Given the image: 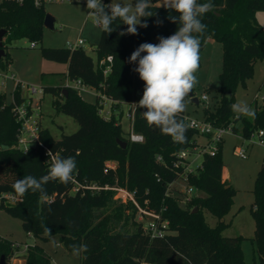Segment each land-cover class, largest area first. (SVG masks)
Returning a JSON list of instances; mask_svg holds the SVG:
<instances>
[{
    "label": "trees",
    "instance_id": "trees-1",
    "mask_svg": "<svg viewBox=\"0 0 264 264\" xmlns=\"http://www.w3.org/2000/svg\"><path fill=\"white\" fill-rule=\"evenodd\" d=\"M161 1L152 0L150 10L154 15L142 18L141 22L148 26L138 25L137 34H128L127 26L119 20L114 21L111 33L101 31L96 60L84 48L43 47L42 54L48 60L67 63L66 78L81 79L96 89L102 85L106 95L119 102L113 109L119 108L122 102H138L143 95L144 82L133 71L137 64L129 63L131 53L140 44H155L158 37H168L178 28V24L169 19L170 15L178 16V13L161 6ZM211 3L215 7L202 21L207 29L201 37L200 52L209 39L222 44L221 98L213 108L205 107L204 116L217 126L233 124L236 133V124L242 121V136L248 138L255 130L264 127V100L254 117L237 115L231 105L235 101L237 86L252 78L257 60L264 58V26L256 16L258 11H264V0H211ZM46 14L45 5L35 6L33 0L0 5V31L6 30L3 38L5 56L1 63H10L7 43L20 39H28L31 43L42 40ZM109 56L111 62L107 61ZM102 59L106 62L100 65ZM107 66L110 71L105 74ZM43 88L44 93H53L63 99L57 102L58 110L73 117L79 126L74 133L63 134L59 139L54 138L48 128L42 127L41 130L44 144L58 152V157L76 159L74 177L81 182L101 185L118 182L128 190L136 191L138 206L159 213L169 225L163 236L152 237L138 220V206L130 201L123 202L116 197L114 190L73 194L72 181L63 184L56 180L44 186L46 198L39 192L29 191L22 202L4 207L22 219L27 233L40 238H50L58 233L59 242L68 251L72 250V245H87V251L80 252L81 264H246L243 237L223 234L230 224L225 217L232 208L235 193V189L223 179V141L214 156L204 154L198 170L188 173L189 184L204 194L193 195L184 202L183 194L169 187L184 171L174 163L179 153L197 146L200 133L189 127L187 141L176 143L155 126H149L142 116L146 109L137 107L134 129L144 135L145 141L131 142L123 129L122 111L118 116L113 114L106 118L99 113L97 99L89 102L65 85ZM192 92L194 96V89ZM228 94H233L231 99ZM4 103L5 96H0V190L14 192L12 185L17 179L27 175L39 179L47 175L50 168L41 147L28 152L14 147L19 123L11 107ZM186 114V111L181 113L179 118L185 121ZM117 139L127 141V147L122 148ZM158 155L162 161L157 160ZM109 159L115 160L118 166L116 171L106 174L104 166ZM253 193L251 213L255 231L251 240L262 258L264 163L256 177ZM52 195L54 199L50 202L47 198ZM195 207L198 210L193 212ZM208 213L217 218L214 226L208 222ZM45 227L50 228L51 234L45 231ZM16 250L14 241L0 236V259L4 257L9 264ZM25 264H51V258L41 245H29Z\"/></svg>",
    "mask_w": 264,
    "mask_h": 264
},
{
    "label": "rangeland",
    "instance_id": "rangeland-1",
    "mask_svg": "<svg viewBox=\"0 0 264 264\" xmlns=\"http://www.w3.org/2000/svg\"><path fill=\"white\" fill-rule=\"evenodd\" d=\"M116 0H113L115 3ZM121 3L132 4L131 0H120ZM164 0L160 2L163 4ZM111 3V0H110ZM46 12L55 18L54 29L45 28L43 37L37 42L35 48H31V41L28 39L13 40L7 43L6 52L10 59V68L16 73L22 81L38 86L41 89L44 86H62L66 80L67 63L56 62L46 59L42 54L43 47H66L68 40L77 38L81 31V36L86 39L83 48L96 60V48L99 42L101 30L93 26L88 17L86 3L83 2H47L45 4ZM257 19L264 26V11H258ZM159 41H156L158 43ZM200 67L196 75L199 83L194 88V97L199 100V104L188 99L186 113L193 118L205 119V107L213 108L220 100L219 92L220 78L223 61L222 44L209 39L206 46L200 52ZM207 95V100H202V95ZM264 94V58L258 59L252 78L248 79L246 84L240 83L235 91L234 103L243 102L249 105L254 111L262 104L261 96ZM42 95V94H41ZM258 95V101L254 98ZM39 95H37L38 97ZM82 97L94 102L96 96L93 93L83 92ZM8 102L10 97L7 98ZM63 101L59 95L53 93H44L41 100L42 125L48 128L54 138L59 139L63 134H72L79 128L73 117L60 112L57 108V102ZM108 109V106L105 107ZM129 105L121 104L115 114L121 111L122 125L124 131L129 129V121L126 118V112ZM238 115V114H237ZM238 135L233 133L225 134L222 142V154L224 161L223 179L226 180L234 189V202L230 212L225 219L230 224L224 230L223 234L227 236H242V248L245 255L246 264H264V252L262 258L256 252V245L251 240L255 231V220L251 213V204L254 201L253 189L255 187L256 177L264 163V147L259 144H252L249 139L241 137L243 124L237 122ZM198 143L204 145L205 138L198 137ZM243 147L246 150L247 158H242L237 154L236 147ZM202 147L193 149L188 156L191 162V169L198 170L202 163L203 156L197 154ZM173 189L182 192L189 187L188 183L178 180L171 186ZM196 195H202L204 192L198 190ZM118 198V194H116ZM182 205L184 203L182 202ZM143 216L141 220L140 217ZM144 226L153 218L147 214L140 215ZM210 225L216 224L217 218L207 214ZM0 236L19 244L17 256L9 261V264H25V253L30 245H41L51 258V264H81V253L74 255L73 251H68L63 244L59 242V234L54 233L50 238L35 237L27 233L23 227L21 218L14 216L6 208L0 207Z\"/></svg>",
    "mask_w": 264,
    "mask_h": 264
},
{
    "label": "clouds",
    "instance_id": "clouds-1",
    "mask_svg": "<svg viewBox=\"0 0 264 264\" xmlns=\"http://www.w3.org/2000/svg\"><path fill=\"white\" fill-rule=\"evenodd\" d=\"M151 3L152 0H135L132 4L121 3L120 0L113 3L111 0L106 5L102 0H86V9L93 26L102 33H111L114 21L119 20L127 26L128 34L135 35L138 25L148 26L141 22L142 18L154 15L150 10ZM161 6L178 13V16H169L178 28L168 37H158V43H142L131 53L129 63L137 64L133 71L144 82L142 98L136 105L146 109L142 116L149 126H155L176 143H185L189 125L179 116L186 111L187 98L199 83L196 73L201 60V37L207 29L202 21L215 6L211 0L205 3L199 0H164ZM231 108L238 115L255 116V111L246 103H234ZM48 155L51 156V152ZM51 159L47 175L39 179L27 175L13 183L17 196L22 198L31 191L46 198L44 186L48 182L58 180L69 184L73 180L77 171L74 157L51 156ZM45 231L51 234L50 228L45 227ZM72 251L74 255L86 252L87 245H72Z\"/></svg>",
    "mask_w": 264,
    "mask_h": 264
},
{
    "label": "built area",
    "instance_id": "built-area-1",
    "mask_svg": "<svg viewBox=\"0 0 264 264\" xmlns=\"http://www.w3.org/2000/svg\"><path fill=\"white\" fill-rule=\"evenodd\" d=\"M24 0H0V5L5 2H16L23 3ZM35 6L45 5L47 2H83L86 3V0H33ZM104 4H110V0H102ZM86 39L81 36V31L77 38L74 40H68L67 48L76 49L83 48ZM37 43L32 42L30 47L35 48ZM4 57L0 59V96H5V106L11 107V110L19 123L18 133H17V142L14 145L15 148L20 149L22 151L28 152L31 149H36L41 147L46 155V161L49 165V168L52 163L51 156L58 157L59 153L52 151L48 148L42 138H41V130H42V111H41V100L44 96V88H38V86L33 84H28L21 79H19L10 68V63L4 64L1 63ZM107 61H112V57L109 56ZM106 62V59H102L99 61V64L102 65ZM110 71V66H107L104 71L107 74ZM65 86L71 87L75 89L79 95L82 96L83 92L93 93L98 100L99 113L106 117L110 118L113 114H115V110L113 109L114 104L119 103L118 101L113 100L108 97L103 90V86L101 85L99 89L92 88L85 84L81 79H66ZM42 94V95H41ZM37 95H39L37 97ZM10 97V101L8 102L7 98ZM258 95L255 96L254 102L258 101ZM202 100H207V95H202ZM261 100H264V94L261 96ZM137 101L131 102H122L120 104L129 105V109L126 112V118L130 123V127L128 131H126V137L131 142L142 143L145 141V137L143 134L138 133L134 129V121H135V113L137 110ZM108 106V109L105 107ZM117 116L119 114H116ZM124 115V113H123ZM123 117V116H122ZM184 119L189 125V127L198 133L202 137L205 138L206 143L204 145H200L197 140V146L194 147V150L199 146L202 147L201 151L197 154L204 155L210 154L214 156L219 148V144L223 141L225 134L233 133L238 135L233 130V124L229 126H217L213 124L211 121L206 119H197L190 117L188 114L184 115ZM241 137H243L241 135ZM244 138V137H243ZM247 139L250 140L252 144L256 143L264 147V127L255 130L250 137ZM192 150H184L178 154V159L174 163L175 167H183V173L174 181L182 180L188 183L189 187L185 188L181 193L184 197V202L189 200L193 195H196L194 192L198 191L194 186L190 185L188 182V173L194 172L191 169V162L188 160V156ZM237 154L242 158H247L246 150L243 147H236ZM51 152V156L48 153ZM158 161H162V157L158 155ZM118 163L115 160H107L104 166V173L108 174L111 171H116ZM170 184V189H173L171 186L174 183ZM72 189L71 193L76 194L80 193L82 195L86 194L87 191L96 192L102 189H112L118 194V198H120L123 202H133L138 206L136 201V191H130L126 187H123L116 182L114 185H101L96 182H81L75 177L72 180ZM175 189V188H174ZM54 196H49L47 198L48 201H52ZM24 198L19 197L13 191L9 190H0V207H7L9 205H15L19 202H22ZM183 202V203H184ZM138 212L140 215L147 214L153 218L152 221L148 222L146 226H144L145 232L149 233L152 237L155 236H163L168 228V221L163 220L159 213L153 211H147L138 206ZM143 219V216L140 217ZM138 219V220H140ZM140 220V221H141ZM19 244H16L18 248ZM17 256V250L14 257ZM13 257V258H14ZM12 259V258H11Z\"/></svg>",
    "mask_w": 264,
    "mask_h": 264
},
{
    "label": "water",
    "instance_id": "water-1",
    "mask_svg": "<svg viewBox=\"0 0 264 264\" xmlns=\"http://www.w3.org/2000/svg\"><path fill=\"white\" fill-rule=\"evenodd\" d=\"M55 21H56L55 18L52 15L47 13L46 17H45V20H44L45 28L54 29ZM5 33H6V30H4V29H2L0 31V59L5 56V49L3 48V38H4ZM65 94H67V90H65ZM232 96H233V94H228L227 95V97L229 99H231ZM190 98H191L193 103L199 104V100L196 97L193 96V92L190 93ZM117 142L122 148H126L127 147V144H128L127 141L122 140V139H117ZM197 210H198V208L195 207L193 212H196ZM0 264H6L4 257H1Z\"/></svg>",
    "mask_w": 264,
    "mask_h": 264
},
{
    "label": "crops",
    "instance_id": "crops-1",
    "mask_svg": "<svg viewBox=\"0 0 264 264\" xmlns=\"http://www.w3.org/2000/svg\"><path fill=\"white\" fill-rule=\"evenodd\" d=\"M68 65V64H67ZM67 70H68V66H67ZM67 79V78H66ZM65 83H66V80H65ZM65 83L63 85H65Z\"/></svg>",
    "mask_w": 264,
    "mask_h": 264
}]
</instances>
